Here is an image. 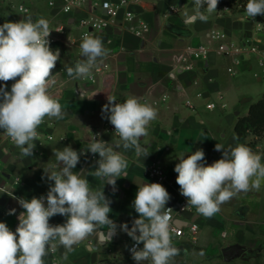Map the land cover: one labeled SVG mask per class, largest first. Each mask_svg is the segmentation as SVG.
<instances>
[{
	"label": "crops",
	"instance_id": "1",
	"mask_svg": "<svg viewBox=\"0 0 264 264\" xmlns=\"http://www.w3.org/2000/svg\"><path fill=\"white\" fill-rule=\"evenodd\" d=\"M48 1L0 0V20L3 22H18L30 15L34 21L41 17L47 19L50 27L63 25V32L56 35L57 40L51 46L53 50L60 51V59L53 70L57 84L51 92L65 111L63 119L45 118L39 126L38 131L53 136V140L43 141L42 145L34 141L36 147L32 156H22L15 145L0 141V180L13 195L0 191V222L16 230L18 215L24 210L13 197L30 200L47 194L54 182L47 179L44 170L48 173L53 170L57 163L53 152L63 147L71 146L82 153L74 171L87 178L92 189L101 190L104 182L89 175V171L97 166L95 161L99 156L93 154L90 158L91 153L83 151L91 143L93 128L111 125L106 118H102L101 111L108 102L107 95L114 96L118 103L135 96L141 103L156 108L158 115L151 123L148 135L141 139L145 154L137 157L134 150L116 149L129 163L127 177L117 180L116 190L113 191L108 184L103 189L105 196L111 200L109 218L118 226L116 235L107 242L105 234L108 229H98L86 240L74 245L71 251L59 247L44 260L45 264H136L128 253L134 241L120 231L119 225L127 223L131 228L132 221L139 218L132 203L137 186L149 183L145 176L147 164L157 161L162 167L166 177L165 188L171 197L166 207H171L180 201H187L180 195L174 171L180 154L187 156L191 151L203 149L206 164L221 159L223 154L215 150V145L219 137L224 138L222 131L227 126L232 127L231 145L222 144L224 149L240 144L234 126L239 117L247 114L249 106L264 95V68L259 66L253 54L238 48L252 43L264 48V30L257 28L256 21L247 18L243 9L219 13L217 8L206 22L185 23L184 12H192L194 0H128L126 10L133 15L131 20L125 19L122 10L113 24L92 34L102 40L108 55L98 60L95 67L101 73L96 75L92 70L94 82H90L73 79L66 72L67 67H74L77 61L84 59L80 52L84 29L75 22L99 15L102 1L116 0H82L68 14L60 11L59 0H55V7H50ZM19 4L29 7V13H19ZM212 29L218 30L223 38L210 41L207 34ZM137 32L140 34L137 35ZM198 45L208 46L205 60L196 61L188 57L187 47ZM219 45L224 46V53L218 52ZM181 56L191 64L190 71L180 69ZM103 65L107 67L103 69ZM228 69L233 72H228ZM14 82H7L8 91ZM0 86H4V82H0ZM82 93L86 97L97 94L90 100H81ZM218 95H222L224 107L218 105L214 110H207L205 104L218 101ZM186 102H190L191 106H186ZM62 137L65 142L60 141ZM102 139L111 144L119 137L107 133ZM14 179H18L17 184L12 183ZM11 209L16 210L15 214H8ZM235 215L243 220L248 216L250 223L264 225V213L247 201L237 203L228 218H218L216 214L211 218L194 215L197 222L200 221L199 237L194 244L173 240L174 246L180 250L173 264H228L234 259L243 264H254L252 260L258 259V263L264 264L260 261L264 245L257 247L261 238L256 239L258 232L264 238V231L253 227L250 229L253 233L251 238L241 239L239 243L228 242L225 239L227 232H219L217 237L215 231L222 230L217 225L227 222L238 237L245 235ZM188 217V214H182L180 218ZM65 221V217L55 215L49 223L57 225ZM203 227L207 228V234L202 232Z\"/></svg>",
	"mask_w": 264,
	"mask_h": 264
},
{
	"label": "clouds",
	"instance_id": "2",
	"mask_svg": "<svg viewBox=\"0 0 264 264\" xmlns=\"http://www.w3.org/2000/svg\"><path fill=\"white\" fill-rule=\"evenodd\" d=\"M218 3L219 0H194L192 12H184L185 23L206 22L217 11ZM245 13L247 18L264 15V0H247ZM52 32L47 19L34 21L30 15L0 25V82H4L0 86V130L22 156L33 155L34 141L41 139L38 128L45 118L59 120L65 116L59 99L51 92L57 84L53 70L60 59L59 49L50 46ZM80 52L84 59L74 67H67L66 72L73 79H89L108 50L99 37L86 33ZM8 81H15L10 91ZM96 94L86 97L82 93L81 100H90ZM107 101L102 106V118L114 126L119 140L110 144L95 134L83 152L98 154L97 166L89 175L101 179L104 186L111 185L115 191L117 180L127 177L129 167L126 157L116 149L134 150L137 157L145 154L140 142L148 135L158 112L135 96L118 103L114 96L107 95ZM215 150L223 155L210 165L205 162L203 149H197L187 156L180 154L174 167L180 195L187 200L186 207H194L206 218L213 217L222 204L240 193L259 191L264 184V155L245 144L225 150L217 143ZM81 154L71 146L57 149L53 152L57 162L53 170L50 173L44 170L47 179L54 182L46 196L30 200L13 197L24 211L18 215L15 232L0 222V264H45L44 257L49 253L59 247L71 251L98 229H108L107 242L116 235L118 226L109 218L111 200L105 196L104 186L94 190L87 178L74 171ZM170 198L160 183L137 186L132 207L139 218L132 221L131 228L127 223L119 225L120 231L135 242L129 251L136 264H173L179 254L180 250L173 244V209L166 207ZM15 212L11 209L8 214ZM55 215L65 217V223L50 224V218Z\"/></svg>",
	"mask_w": 264,
	"mask_h": 264
},
{
	"label": "built area",
	"instance_id": "3",
	"mask_svg": "<svg viewBox=\"0 0 264 264\" xmlns=\"http://www.w3.org/2000/svg\"><path fill=\"white\" fill-rule=\"evenodd\" d=\"M61 2V7L60 11L63 14H68L70 13L75 7H77L82 0H59ZM247 1L245 3H238L237 1L231 2L230 0H219L218 3V12L219 13H231L233 11H236L238 9H243L245 10ZM48 5L50 7H55L56 3L55 0H49ZM128 5V0H116L115 2L111 1H102L99 4V15H91L86 18H80L78 19L75 23L78 27L84 29L83 35L88 33V34H93L96 32H101L108 28L111 24L114 23V20L117 16V14L120 11H124V16L125 19L131 20L133 18V15L131 12L126 10ZM11 7H14L11 5ZM227 9V10H225ZM17 11L19 13L23 14H28L29 13V7L19 4L17 6ZM252 20H255L257 23V28L264 30V15H257L254 18H249ZM4 22L0 20V25H2ZM51 30L53 31L49 37L50 39V46L54 45L56 42V35L59 33L63 32V25H55L53 27H50ZM140 33L137 32V35ZM82 35V36H83ZM207 37L210 41H219L223 38V35L215 29H212L208 32ZM257 43H252V44H244L238 50H246L247 52L253 54L260 67L264 68V48H258L256 46ZM208 46L206 45H198L196 47H187V54L188 57L192 60H205L208 55ZM225 49L223 45H219L218 47V52L219 53H224ZM180 69L190 71L192 69L191 64L187 63V59L184 56L180 57ZM184 62V63H183ZM106 65H103V69L106 68ZM94 73L100 74L101 70L98 69L97 67L93 68ZM228 72L232 73V69H228ZM90 82H94L93 77L87 79ZM198 97H201V94L197 95ZM220 105V107H224L223 104V97L222 95H218V101L216 102H207L205 104V108L207 110H214ZM186 106H191L190 102H186ZM114 126L112 125H105L102 127H96L91 130L90 133V138L91 142L94 139L95 134H99V138L102 139V136L107 134V133H112L114 134ZM41 134V139L36 141L38 145H42L43 141H52L53 136L47 135V134ZM264 138V137H262ZM0 141L5 144H11L14 145L13 142L10 140L9 137H7L2 130H0ZM61 142H65V139L62 137L60 138ZM93 154H90V158H93ZM145 176L147 177L149 183H160L165 187L166 183V177L163 173L162 167L159 165L157 161H151L149 165L146 167L145 170ZM13 184L18 183V179L12 180ZM0 191H3L9 195H12L11 192L5 189V185H3V182L0 180ZM13 196V195H12ZM46 196V195H42ZM41 197V196H40ZM46 204V201H45ZM187 206V201H180L177 204L169 207L173 209L171 212V217H172V226L175 229V232L173 233V240H185L186 242L190 244H194L197 241L198 238V231H199V224L196 220V216L198 213L196 212L194 207H186ZM182 214H188L189 217L187 219L180 218ZM15 232V230H12ZM135 243V242H134ZM134 243L129 247V249L134 245ZM128 249V253L131 255V252Z\"/></svg>",
	"mask_w": 264,
	"mask_h": 264
},
{
	"label": "rangeland",
	"instance_id": "4",
	"mask_svg": "<svg viewBox=\"0 0 264 264\" xmlns=\"http://www.w3.org/2000/svg\"><path fill=\"white\" fill-rule=\"evenodd\" d=\"M231 133H232V127L231 126H227V127H224L223 131H222V135H224V138H218L217 140V143L218 144H228V145H231V141H230V137H231ZM264 135L262 136H255L253 134H251V132H247L246 133V136H245V139H244V143H249V142H253L255 143L253 147H251V149L254 151V152H258V153H261L262 155H264ZM233 145V144H232ZM262 162H264V159H262ZM149 165V163L147 164V166ZM243 201H247L248 203H252L253 205H255L257 207V209L261 212V213H264V184H262L261 188L259 191H250L248 193H240L238 196L232 198L229 202L227 203H224L221 205L220 207V211L218 213H216V216L218 218H228V216L230 215V212H231V209L234 208V206L239 203V202H243ZM251 211V210H250ZM252 212H250V215ZM241 216H242V213H241ZM241 216L239 217L238 215H235L234 218L235 220L239 221L240 222V225H242V230L245 231V235L244 236H241V237H238V233L234 230H230L231 229V225L227 222V223H224L223 225L219 224L217 225V227L219 228H222V230L218 229L216 232V235L218 237V233H225L227 232V237L225 238L228 242H235V243H239L241 239H250L251 237V234H253L250 229L253 227H257L258 230H262L264 231V225L262 226H259V225H255V223L253 221H251L252 223H250V220L251 218H249L248 216H245L243 218H246V219H240ZM202 217V216H201ZM253 217V216H252ZM243 220V221H242ZM242 221V222H241ZM200 221H198L199 223ZM248 223V224H246ZM216 227V228H217ZM202 232H204L205 234H207V228L206 227H203L202 228ZM230 230V232H229ZM199 231H200V223H199ZM199 231H198V237H199ZM261 238V239H260ZM256 239H260V244L257 245V247H261L262 238L260 235H259V232L257 234V238ZM256 247V246H255ZM252 261H254V264H260L258 263V259L255 260L253 259ZM251 261V262H252ZM262 263H264V253H262V259L260 260ZM228 264H243V262H241L239 259H234L233 261H231L230 263Z\"/></svg>",
	"mask_w": 264,
	"mask_h": 264
},
{
	"label": "trees",
	"instance_id": "5",
	"mask_svg": "<svg viewBox=\"0 0 264 264\" xmlns=\"http://www.w3.org/2000/svg\"><path fill=\"white\" fill-rule=\"evenodd\" d=\"M231 2L237 1L238 3H245L247 0H230ZM234 131L240 144H245L250 148L254 146L255 143L252 141L249 143H244V139L247 132L255 136L264 135V95L261 98L251 104L248 108V112L245 116L239 117L235 123Z\"/></svg>",
	"mask_w": 264,
	"mask_h": 264
},
{
	"label": "water",
	"instance_id": "6",
	"mask_svg": "<svg viewBox=\"0 0 264 264\" xmlns=\"http://www.w3.org/2000/svg\"><path fill=\"white\" fill-rule=\"evenodd\" d=\"M113 264H115V263H113Z\"/></svg>",
	"mask_w": 264,
	"mask_h": 264
}]
</instances>
